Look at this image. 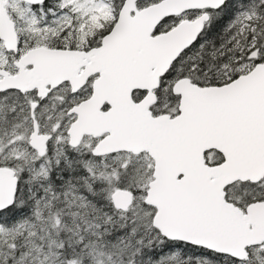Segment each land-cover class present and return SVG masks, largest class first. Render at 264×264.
Here are the masks:
<instances>
[{
  "label": "snow or ice",
  "instance_id": "6c2138e0",
  "mask_svg": "<svg viewBox=\"0 0 264 264\" xmlns=\"http://www.w3.org/2000/svg\"><path fill=\"white\" fill-rule=\"evenodd\" d=\"M0 264H264V0H0Z\"/></svg>",
  "mask_w": 264,
  "mask_h": 264
}]
</instances>
